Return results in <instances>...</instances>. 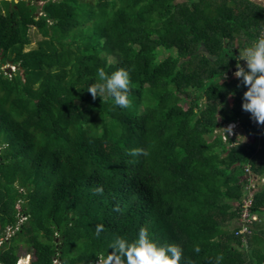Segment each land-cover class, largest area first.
I'll use <instances>...</instances> for the list:
<instances>
[{
  "label": "trees",
  "instance_id": "16d2710c",
  "mask_svg": "<svg viewBox=\"0 0 264 264\" xmlns=\"http://www.w3.org/2000/svg\"><path fill=\"white\" fill-rule=\"evenodd\" d=\"M263 27L255 0H0V264H109L140 228L181 264H264V124L234 75ZM97 68L129 71L128 107Z\"/></svg>",
  "mask_w": 264,
  "mask_h": 264
},
{
  "label": "clouds",
  "instance_id": "9594fccd",
  "mask_svg": "<svg viewBox=\"0 0 264 264\" xmlns=\"http://www.w3.org/2000/svg\"><path fill=\"white\" fill-rule=\"evenodd\" d=\"M240 59L245 62L243 66L239 63ZM234 75L246 86L242 94V109L249 112L257 123L264 124V36L254 37L239 51ZM96 77L95 83L87 87L93 97L104 94V98L110 99L114 105L121 108L129 106L127 69L117 68L108 73L103 68H97ZM224 131L230 133L231 126ZM136 151L139 150H133V154ZM102 229L103 225H97L96 234L99 235ZM109 246L113 253L108 257L109 264H181L182 248L174 243H156L146 228H140L131 240L117 236ZM194 250L198 252L199 248Z\"/></svg>",
  "mask_w": 264,
  "mask_h": 264
},
{
  "label": "rangeland",
  "instance_id": "374dc122",
  "mask_svg": "<svg viewBox=\"0 0 264 264\" xmlns=\"http://www.w3.org/2000/svg\"><path fill=\"white\" fill-rule=\"evenodd\" d=\"M34 1L37 2L38 4L42 2V0H34ZM255 1L264 5V0H255ZM29 38H30V43L25 48L34 47L36 44V41L41 38V35L37 32L35 28L31 27L29 29ZM236 47L239 49V44L236 43ZM243 63L245 62L243 61ZM2 67L4 70H6L7 68H10V69L14 68V66H12L11 64H4ZM229 126H231V132L229 133L228 131H224L227 128L226 126H223L220 128V130H222V133L226 132L228 136H232V135L234 136L235 134L240 142L247 141L249 139L248 136L242 131L240 125L239 124L237 125V122L234 124H229L227 127ZM254 184H255V180L249 183L250 186H254ZM263 221L264 220H262V222ZM6 233L9 234V231H7ZM19 254H20V257L17 259L16 264H26L28 263L30 258H32L31 254L27 253L25 251V247L22 245L19 249ZM53 264H59V260L55 259Z\"/></svg>",
  "mask_w": 264,
  "mask_h": 264
},
{
  "label": "built area",
  "instance_id": "2783aa9c",
  "mask_svg": "<svg viewBox=\"0 0 264 264\" xmlns=\"http://www.w3.org/2000/svg\"><path fill=\"white\" fill-rule=\"evenodd\" d=\"M260 36H264V27H263V30L261 31ZM230 124H233V123H230ZM250 200H251V193H248L245 200H243V205H242V210H241V217L245 222H250V219H255V216H251L250 219L248 218V210L247 209H248V206L250 204ZM243 231H246V227L242 224L239 232H243ZM59 264H60V262H59Z\"/></svg>",
  "mask_w": 264,
  "mask_h": 264
},
{
  "label": "water",
  "instance_id": "95a60500",
  "mask_svg": "<svg viewBox=\"0 0 264 264\" xmlns=\"http://www.w3.org/2000/svg\"><path fill=\"white\" fill-rule=\"evenodd\" d=\"M235 69V68H234Z\"/></svg>",
  "mask_w": 264,
  "mask_h": 264
}]
</instances>
